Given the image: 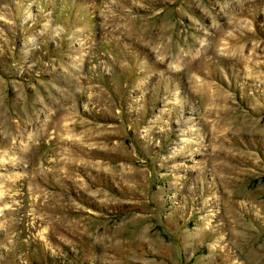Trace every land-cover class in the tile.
<instances>
[{
  "label": "rangeland",
  "instance_id": "obj_1",
  "mask_svg": "<svg viewBox=\"0 0 264 264\" xmlns=\"http://www.w3.org/2000/svg\"><path fill=\"white\" fill-rule=\"evenodd\" d=\"M0 264H264V0H0Z\"/></svg>",
  "mask_w": 264,
  "mask_h": 264
}]
</instances>
